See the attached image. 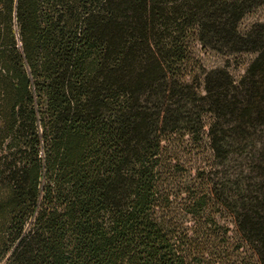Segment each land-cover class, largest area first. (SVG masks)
Returning <instances> with one entry per match:
<instances>
[{
	"label": "trees",
	"instance_id": "1",
	"mask_svg": "<svg viewBox=\"0 0 264 264\" xmlns=\"http://www.w3.org/2000/svg\"><path fill=\"white\" fill-rule=\"evenodd\" d=\"M263 4L0 0V264H264Z\"/></svg>",
	"mask_w": 264,
	"mask_h": 264
},
{
	"label": "rangeland",
	"instance_id": "2",
	"mask_svg": "<svg viewBox=\"0 0 264 264\" xmlns=\"http://www.w3.org/2000/svg\"><path fill=\"white\" fill-rule=\"evenodd\" d=\"M264 23V4L256 7L250 13L244 16V18L240 22V29L247 30L254 23ZM254 58L253 53H236V54H222L217 51H214L208 47L202 46L197 41H193L190 49V66L193 68L190 70L191 78L192 76L198 79H202L203 70H210L214 68H225L229 71L232 77L235 80H238L245 72L247 66ZM209 121V118L206 119ZM180 156L184 159L190 158L192 153L195 151H191V143L188 140V136L183 138L180 143ZM203 146V145H202ZM178 148V146H177ZM173 199V197H171ZM174 200V199H173ZM179 200L173 203L174 207H178ZM177 213V211L175 212ZM230 228V232L228 233V242L231 243V249H225L223 256L225 262L224 264H247L249 262V252H244L240 250H234V245L237 242V233L235 225L232 223L230 218H226L223 220ZM190 224V223H189ZM228 247V245H226Z\"/></svg>",
	"mask_w": 264,
	"mask_h": 264
}]
</instances>
